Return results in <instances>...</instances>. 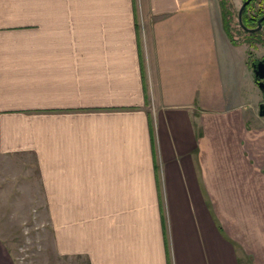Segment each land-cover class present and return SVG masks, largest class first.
<instances>
[{"label":"crops","instance_id":"0c3cea01","mask_svg":"<svg viewBox=\"0 0 264 264\" xmlns=\"http://www.w3.org/2000/svg\"><path fill=\"white\" fill-rule=\"evenodd\" d=\"M259 98L215 0H0V156L64 256L264 264Z\"/></svg>","mask_w":264,"mask_h":264},{"label":"rangeland","instance_id":"374dc122","mask_svg":"<svg viewBox=\"0 0 264 264\" xmlns=\"http://www.w3.org/2000/svg\"><path fill=\"white\" fill-rule=\"evenodd\" d=\"M244 0H215L219 4L224 29L231 41L243 43L250 60L264 55V30L245 34L238 26V10ZM264 10V0H256L248 12ZM225 14V18H223ZM30 158L0 156V236L14 252L17 264H87L80 256L61 253L48 213L44 192Z\"/></svg>","mask_w":264,"mask_h":264},{"label":"flooded vegetation","instance_id":"af4514ba","mask_svg":"<svg viewBox=\"0 0 264 264\" xmlns=\"http://www.w3.org/2000/svg\"><path fill=\"white\" fill-rule=\"evenodd\" d=\"M245 1V0H244ZM243 1V2H244ZM256 0H252L251 2H249L244 11H243V14H242V21H243V25L240 24L239 20H238V26L239 28L247 35H256L258 34L260 31H263L264 30V20H262L261 22V26L258 25V20L264 16V10L263 9H257V11H252V14H250L248 12V9L250 8V6L255 3ZM237 19H238V15H237ZM258 28V30L256 31H249V29H254V28ZM264 60V55H262L261 57H256L252 60H250V65H251V68H252V63L255 62V61H259V60ZM254 74V73H253ZM262 81L264 82V78L262 79ZM255 83L257 85V88L259 90V93H260V98H259V101H258V104H257V108H258V113H259V110H260V105L261 104H264V89H261L258 85V82L255 80Z\"/></svg>","mask_w":264,"mask_h":264},{"label":"water","instance_id":"95a60500","mask_svg":"<svg viewBox=\"0 0 264 264\" xmlns=\"http://www.w3.org/2000/svg\"><path fill=\"white\" fill-rule=\"evenodd\" d=\"M252 0H245L242 5L240 6L239 10H238V20L240 22L241 25H243V21H242V14L243 11L246 7V5L251 2ZM262 20H264V16H262L259 20H258V25L261 26V22ZM259 26L257 28L254 29H249V31H256L258 30ZM252 71L254 73V78L255 80L258 82V85L261 89H264V82L262 81V79L264 78V60H259V61H255L252 63ZM259 115L264 117V104L260 105V110H259Z\"/></svg>","mask_w":264,"mask_h":264},{"label":"trees","instance_id":"16d2710c","mask_svg":"<svg viewBox=\"0 0 264 264\" xmlns=\"http://www.w3.org/2000/svg\"><path fill=\"white\" fill-rule=\"evenodd\" d=\"M223 18H225V14H223ZM225 21H227L226 18H225ZM225 30H226V29H225ZM226 31H227V30H226ZM227 33H228V32H227ZM231 40H232V39H231Z\"/></svg>","mask_w":264,"mask_h":264}]
</instances>
